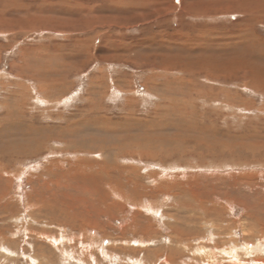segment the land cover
<instances>
[{
  "label": "rangeland",
  "instance_id": "1",
  "mask_svg": "<svg viewBox=\"0 0 264 264\" xmlns=\"http://www.w3.org/2000/svg\"><path fill=\"white\" fill-rule=\"evenodd\" d=\"M172 263L264 264V0H0V264Z\"/></svg>",
  "mask_w": 264,
  "mask_h": 264
},
{
  "label": "bare ground",
  "instance_id": "2",
  "mask_svg": "<svg viewBox=\"0 0 264 264\" xmlns=\"http://www.w3.org/2000/svg\"><path fill=\"white\" fill-rule=\"evenodd\" d=\"M251 2H252V1H251ZM241 3H242V2H241ZM235 4H236V3H235ZM232 5H233V4H232ZM250 5H251V3H250ZM235 6H236V5H235ZM255 7H256V6H255ZM158 188H159V187H158ZM150 206H152V205H150ZM142 207H143V206H142ZM154 210H155V209H154ZM156 210H157V208H156ZM156 210H155V211H156ZM146 211H147V210H146ZM152 211H153V210H152ZM147 212H149V211H147ZM157 213H158V212H157ZM181 231H182V230H181ZM181 231H180V232H181ZM175 232H177V231H175ZM182 232H183V231H182ZM179 238H180V237H179ZM141 243H142V242H141ZM179 245H181V243H180ZM189 246H190V245H189ZM196 246H197V245H196ZM171 247H172V246H171ZM174 247H177V245H176V246H173V249H174ZM196 248H197V247H196ZM196 248H195V249H196ZM236 249H237V248H236ZM237 250H238V249H237ZM195 251H197V250H195ZM206 251H207V250H206ZM224 251H225V250H224ZM234 251H235V250H234ZM167 252H168V251H167ZM171 252H172V251H171ZM178 252H179V250H178ZM231 252H232V251H231ZM234 253H235V252H234ZM155 254H156V253H155ZM174 254H175V253H174ZM205 254H206V253H205ZM220 254H221V253H220ZM244 254H246V253H244ZM244 254H243V255H244ZM253 254H254V253H253ZM255 254H256V253H255ZM158 255H159V254H158ZM158 255H157V256H158ZM165 255H166V254H165ZM178 255H179V254H178ZM202 255H203V254H202ZM207 255H208V254H207ZM222 255H223V254H222ZM222 255H221V256H222ZM224 255H225V254H224ZM235 255H236V254H232L231 257H235ZM241 255H242V254H241ZM250 255H251V254H250ZM173 256H174V255H173ZM198 256H199V255H198ZM229 256H230V255H229ZM229 256H228V257H229ZM166 257H168V255H167ZM169 257H170V256H169ZM213 257H215V256H213ZM223 257H224V256H223ZM226 257H227V256H226ZM171 258H172V257H171ZM200 258H201V257H200ZM229 258H230V257H229ZM229 258H227V259H229ZM225 260H226V259H225ZM235 260H236V259H235ZM235 260H231V262H232V263H237V262H235ZM205 261H206V260H205ZM213 261H214V260H213ZM255 261H256V260H255ZM169 263H170V262H169ZM172 264H173V263H172Z\"/></svg>",
  "mask_w": 264,
  "mask_h": 264
}]
</instances>
